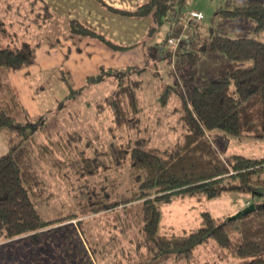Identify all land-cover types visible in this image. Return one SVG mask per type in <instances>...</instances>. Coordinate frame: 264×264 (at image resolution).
<instances>
[{
    "label": "trees",
    "instance_id": "16d2710c",
    "mask_svg": "<svg viewBox=\"0 0 264 264\" xmlns=\"http://www.w3.org/2000/svg\"><path fill=\"white\" fill-rule=\"evenodd\" d=\"M29 1L33 7L41 3L38 8L53 19L46 3ZM183 1L144 0L126 11L99 0L121 15L149 18L145 37L154 36L165 24L177 36L187 18L176 8ZM231 5L215 11L214 17L251 20L254 31H264V0H233ZM170 22H175L174 26ZM67 30L58 31L50 45L59 43L58 36L71 40L77 52L87 39L115 51L146 44L145 37L131 45L113 41L77 19L68 21ZM191 32L174 50H160L159 44L160 59L187 56L185 60L194 63L207 43L211 51L240 65L194 85L186 95L165 85L163 93H177L180 103L175 108L179 135L164 146L150 144V136L141 134L145 130L140 127L144 92H139L141 81L133 76L136 64L120 68L101 65L78 87L68 69L58 68L71 97L112 82L107 92L98 91L95 110L97 114L108 111L110 138L116 130L127 129L133 134L124 141L110 139L107 145L98 146L94 138L79 130H60L58 116L45 121L30 118L8 75L35 63L39 43L0 42V128L8 132V148L0 155L3 242L47 236L60 238L98 259L106 255L117 258L116 264L126 257L132 264H165L189 261L198 247L212 240L232 257H250L239 264H264V205L257 191L264 187V179L253 178L264 158L231 154L224 159L207 135L218 128L234 136L264 137V41L215 34L212 29L207 41ZM224 192L249 195L247 201L254 203L255 209L235 220L203 211L195 228L180 233L162 230V208L173 197L210 200Z\"/></svg>",
    "mask_w": 264,
    "mask_h": 264
},
{
    "label": "rangeland",
    "instance_id": "374dc122",
    "mask_svg": "<svg viewBox=\"0 0 264 264\" xmlns=\"http://www.w3.org/2000/svg\"><path fill=\"white\" fill-rule=\"evenodd\" d=\"M44 1L49 4L53 19L47 18L42 7L38 8L41 3L33 7L29 0H0L1 44L13 45L18 41L39 43L36 50V63L25 67L26 71L20 70L8 75L9 82L17 90L30 118H40L45 121L58 116L60 130H79L84 136L94 138L93 142L98 146L107 145L110 139L119 141L128 139L133 132L127 129L116 130L115 137L110 138L111 132L108 127L111 122L108 111L97 114L95 110L94 102L99 99V92H107L112 82L102 87L85 89L79 96L77 94L71 97L58 68L63 67L71 71L68 60L78 52L75 50L77 52L75 53L70 43L69 45L63 43L64 46H51L50 44L56 39L58 31L60 33L68 31V21L77 19L93 24L98 31L113 41L131 45L144 39L149 18L138 19L121 15L101 5L99 0ZM232 3L233 0H184L181 7L176 6V8L185 15L191 11H199L203 14V19L193 26V30L207 41L210 29L215 34L229 37L248 36L264 41V31H254L251 20L214 17L215 11L231 8ZM167 31L168 25L165 24L154 33V36L145 37V45L119 50L126 52L122 64H114L115 62L109 64L110 67L115 68L130 64L137 65L133 76L141 81L139 92H144L141 94L142 101L140 100L142 107L140 127L145 130L141 134L149 135L150 144L156 146L171 144L179 135L176 122L177 112L175 111L180 103L179 95L173 92L166 96L163 93L166 84L172 85L180 94L186 95L187 90L194 85L204 83L211 77L223 75L227 70L240 65L220 52L211 51L207 43L204 49L199 51L200 57L194 63L186 61L187 56L176 57L173 61L160 59L162 56L159 54V44L165 39ZM3 32L6 33L3 34ZM91 40L116 54L115 50L98 40ZM58 51L61 53V61L58 64L55 62L50 64L49 61L54 58L51 54L56 55ZM43 56H48L45 66L41 61ZM137 56L143 60H135ZM51 68L53 72H44ZM98 68L87 67L86 70H81L86 72L80 80H75L72 76L74 86L78 87L83 84L85 76L96 73ZM138 68H142V71L138 72ZM161 98H165L164 102H161ZM207 135L211 137L214 146L224 159L231 154L250 155L249 149L258 151L257 159L264 158V139L249 137V147L245 141L247 137L234 136L218 128L209 130ZM7 139V130L0 128V155L8 148ZM45 172L47 175L48 168ZM253 178L264 179V164L253 174ZM258 188L264 190V187ZM261 195L263 196L262 203H264V195ZM249 198V195L238 192H224L219 197L210 200L175 196L169 204L162 208L161 228L165 232L176 233L190 230L199 225L203 211H209L213 216L222 219L224 216L234 214L238 208L241 209L249 202L247 201ZM70 221L75 222L76 220ZM66 246H69L71 250H66L64 248ZM73 246L60 238L47 236L29 238L10 244L0 239V264H116L114 262L117 258L106 255L98 259L89 252L88 255L83 251L73 249ZM85 247L87 248V245ZM128 247L132 249L131 246ZM131 253L133 254V250ZM248 259L250 257H232L227 250L221 249L214 241L209 240L196 249L189 261L172 260L165 264H239ZM121 264H132V261L130 262L126 257Z\"/></svg>",
    "mask_w": 264,
    "mask_h": 264
},
{
    "label": "crops",
    "instance_id": "0c3cea01",
    "mask_svg": "<svg viewBox=\"0 0 264 264\" xmlns=\"http://www.w3.org/2000/svg\"><path fill=\"white\" fill-rule=\"evenodd\" d=\"M42 1L44 3H46L44 0H42ZM102 1L105 2L106 4L112 6L115 9L127 11V10H133L136 7V5L139 4V2H143L144 0H102ZM48 5L49 4H47V6ZM48 9H49V7H48ZM50 13L53 15V13L51 11H50ZM85 22H88V21H85ZM91 25L94 26L93 24H91ZM94 27L97 29L96 26H94ZM58 40H59V43L57 44V46H59V45L64 46V44L69 45V43H70L73 46L74 51L76 50V45H74L71 41L66 40L61 36ZM91 41H92L91 39H87V40L82 41L79 44L81 51H79L78 53L75 51V53H77V55L72 56V58H70L68 60V63H69L68 66H69V68H71V71H70L71 76H74L75 80H80L82 78V75L85 74L86 71H81V70H86L87 67L96 68V67H99L101 65H103L105 67H110L109 64H112L114 62H115L114 64H122L124 62L126 52L115 51L116 54H113L112 52L107 50L105 47H102L99 44L93 43ZM51 56L54 58L51 61H49L50 64H53L54 62H55V64H58L61 61L60 60L61 59V53L59 51L57 52L56 55L51 54ZM47 57L48 56L42 57L41 61H42V63H44V66L46 65V58ZM135 60L140 61L141 60L140 56H137L135 58ZM36 61H35V63H36ZM49 65H47V66H49ZM23 70L26 71L25 68L21 69V71H23ZM48 71L52 72L53 70H52V68L44 70V72H48ZM209 138L212 141L210 136H209ZM246 139L247 140H245V141H246L247 145L249 146L250 142H248V139H250V138L247 137ZM261 139L263 140L264 137ZM212 143H213V141H212ZM249 153H250V155H244V154H241V155H244V156L249 157V158H257V156H258L257 155L258 151H255V150L252 151L251 149H249Z\"/></svg>",
    "mask_w": 264,
    "mask_h": 264
},
{
    "label": "built area",
    "instance_id": "2783aa9c",
    "mask_svg": "<svg viewBox=\"0 0 264 264\" xmlns=\"http://www.w3.org/2000/svg\"><path fill=\"white\" fill-rule=\"evenodd\" d=\"M203 19V14L199 11H191L187 14L186 22L181 25L179 34L173 35V30L169 29L163 42L160 43V50L171 47L173 50L177 48L182 40H187L191 36V25L200 22ZM175 22H170L174 26ZM248 204V203H247ZM246 204V205H247Z\"/></svg>",
    "mask_w": 264,
    "mask_h": 264
},
{
    "label": "water",
    "instance_id": "95a60500",
    "mask_svg": "<svg viewBox=\"0 0 264 264\" xmlns=\"http://www.w3.org/2000/svg\"><path fill=\"white\" fill-rule=\"evenodd\" d=\"M257 191H259L261 194L264 195V190L261 188H257ZM264 205V203H263ZM255 209V205L254 203H250L248 205H246L245 207L239 209L238 211H236L234 214L230 215L227 217L228 220H235L237 218H239L240 216L250 213Z\"/></svg>",
    "mask_w": 264,
    "mask_h": 264
}]
</instances>
